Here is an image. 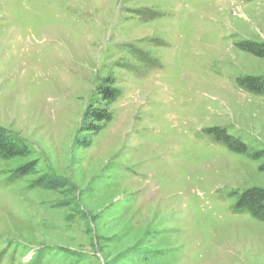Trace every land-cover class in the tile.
<instances>
[{
	"label": "rangeland",
	"instance_id": "obj_1",
	"mask_svg": "<svg viewBox=\"0 0 264 264\" xmlns=\"http://www.w3.org/2000/svg\"><path fill=\"white\" fill-rule=\"evenodd\" d=\"M245 41L264 42V0H0V127L31 151L0 158V264H264V221L235 208L264 187ZM107 77L120 95L89 134Z\"/></svg>",
	"mask_w": 264,
	"mask_h": 264
},
{
	"label": "trees",
	"instance_id": "obj_2",
	"mask_svg": "<svg viewBox=\"0 0 264 264\" xmlns=\"http://www.w3.org/2000/svg\"><path fill=\"white\" fill-rule=\"evenodd\" d=\"M239 46L254 56L264 58V42L254 43L245 41L239 44ZM239 83L252 93L264 94V76H246L241 78ZM97 95L99 96V104H90L84 116V129L89 134L100 132L104 125L111 120V112L108 106L120 95V90L114 86L113 78L107 77L97 87ZM211 131L217 139L224 141L231 150L237 153H246V146L241 141L233 139L231 136L225 134L223 130L215 128ZM30 153V149L21 138L10 135L4 128L0 127V158L14 159L17 157H28ZM253 156L257 157L256 155ZM36 164L35 160L28 161L15 169L14 175L18 178L36 175ZM31 185L57 190L66 184L63 180L59 181L54 176L44 174L34 179ZM235 208L248 212L257 220L264 221V187L254 186L243 191L238 195Z\"/></svg>",
	"mask_w": 264,
	"mask_h": 264
}]
</instances>
